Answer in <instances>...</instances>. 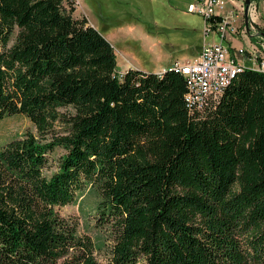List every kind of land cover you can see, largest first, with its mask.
I'll return each instance as SVG.
<instances>
[{
    "label": "trees",
    "instance_id": "16d2710c",
    "mask_svg": "<svg viewBox=\"0 0 264 264\" xmlns=\"http://www.w3.org/2000/svg\"><path fill=\"white\" fill-rule=\"evenodd\" d=\"M69 1L0 0V121L36 128L0 144V264H103L59 211L89 186L106 264H264V73L192 114Z\"/></svg>",
    "mask_w": 264,
    "mask_h": 264
},
{
    "label": "rangeland",
    "instance_id": "374dc122",
    "mask_svg": "<svg viewBox=\"0 0 264 264\" xmlns=\"http://www.w3.org/2000/svg\"><path fill=\"white\" fill-rule=\"evenodd\" d=\"M190 2L196 0L69 1L76 18L86 17L89 25L99 29L113 44L119 75L134 67L159 72L176 61L186 62L200 54L205 41V22L200 15L188 11ZM251 2L255 4L254 21L264 31V0ZM246 40H237L234 46H247ZM28 131L36 133L28 116L21 113L5 116L0 121V144ZM58 155V151L53 154L50 171L56 169ZM100 201L98 191L89 186L76 202L60 207L59 211L77 223L80 236L92 239L97 259L106 264L111 240L96 223Z\"/></svg>",
    "mask_w": 264,
    "mask_h": 264
},
{
    "label": "built area",
    "instance_id": "2783aa9c",
    "mask_svg": "<svg viewBox=\"0 0 264 264\" xmlns=\"http://www.w3.org/2000/svg\"><path fill=\"white\" fill-rule=\"evenodd\" d=\"M245 1L197 0L188 6L190 13L204 19L205 41L197 57L186 62L176 61L169 68L185 77V103L192 114H202L213 107L240 73L246 70L264 73V37L247 30ZM254 8L251 2L249 16L253 20ZM237 40H246L247 46L235 47ZM166 69L157 72L159 76Z\"/></svg>",
    "mask_w": 264,
    "mask_h": 264
},
{
    "label": "water",
    "instance_id": "95a60500",
    "mask_svg": "<svg viewBox=\"0 0 264 264\" xmlns=\"http://www.w3.org/2000/svg\"><path fill=\"white\" fill-rule=\"evenodd\" d=\"M251 0L245 1V22L246 27L249 32L254 31V35H260L264 37V31L255 23L253 19L249 16V5Z\"/></svg>",
    "mask_w": 264,
    "mask_h": 264
},
{
    "label": "crops",
    "instance_id": "0c3cea01",
    "mask_svg": "<svg viewBox=\"0 0 264 264\" xmlns=\"http://www.w3.org/2000/svg\"><path fill=\"white\" fill-rule=\"evenodd\" d=\"M197 1V0H196ZM190 3H193V2H190ZM189 3V4H190ZM109 40V39H108ZM110 41V40H109ZM113 45V44H112ZM135 68V67H134ZM137 68V67H136ZM145 71H148V70H145ZM153 72H158V70H155V71H153Z\"/></svg>",
    "mask_w": 264,
    "mask_h": 264
},
{
    "label": "bare ground",
    "instance_id": "6f19581e",
    "mask_svg": "<svg viewBox=\"0 0 264 264\" xmlns=\"http://www.w3.org/2000/svg\"><path fill=\"white\" fill-rule=\"evenodd\" d=\"M254 16V15H253Z\"/></svg>",
    "mask_w": 264,
    "mask_h": 264
}]
</instances>
